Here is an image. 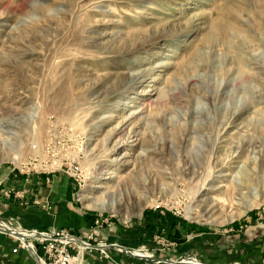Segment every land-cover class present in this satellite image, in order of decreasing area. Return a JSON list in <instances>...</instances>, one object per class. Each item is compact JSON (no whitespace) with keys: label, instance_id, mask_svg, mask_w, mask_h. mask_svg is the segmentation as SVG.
I'll list each match as a JSON object with an SVG mask.
<instances>
[{"label":"rangeland","instance_id":"1","mask_svg":"<svg viewBox=\"0 0 264 264\" xmlns=\"http://www.w3.org/2000/svg\"><path fill=\"white\" fill-rule=\"evenodd\" d=\"M0 169L70 178L99 227H264V204L222 223L264 192V0H0Z\"/></svg>","mask_w":264,"mask_h":264},{"label":"crops","instance_id":"2","mask_svg":"<svg viewBox=\"0 0 264 264\" xmlns=\"http://www.w3.org/2000/svg\"><path fill=\"white\" fill-rule=\"evenodd\" d=\"M9 188L23 196L27 205L19 198L5 197L3 193ZM74 190L72 180L59 173L25 179L0 169V221L37 232L65 229L82 240L92 234L95 248L84 254V264H142L133 255L116 251L111 247L114 245L128 251L146 250L169 262L191 254L201 264H264V227H247L240 236L229 228L183 239L184 227L177 219L143 214L127 226L113 223L98 228L93 225L92 214L74 207ZM32 200L47 202L49 211L31 205ZM16 244V236L0 231V264H36L27 251L13 252ZM99 247L104 248L107 258L101 257Z\"/></svg>","mask_w":264,"mask_h":264},{"label":"built area","instance_id":"3","mask_svg":"<svg viewBox=\"0 0 264 264\" xmlns=\"http://www.w3.org/2000/svg\"><path fill=\"white\" fill-rule=\"evenodd\" d=\"M77 168L69 169L68 174L73 177L76 176ZM80 173V171H79ZM100 215L94 221V226L99 227L103 220H100ZM4 230V231H3ZM16 236V248L27 251L33 256L36 264H84V254L87 251L94 249L91 241L93 235L90 234L86 239L82 240L75 237L70 231L65 229L53 230L51 232H37L33 230H25L19 227H12L10 222L0 221V231ZM35 240L36 244L33 243ZM118 252H125L134 257L139 258L142 264H159L161 261L155 260L150 254L145 252H130L114 245L111 246ZM101 257L107 258L103 247H99ZM163 263V261H162ZM177 264H200L194 261H179Z\"/></svg>","mask_w":264,"mask_h":264},{"label":"bare ground","instance_id":"4","mask_svg":"<svg viewBox=\"0 0 264 264\" xmlns=\"http://www.w3.org/2000/svg\"><path fill=\"white\" fill-rule=\"evenodd\" d=\"M219 28V27H217ZM216 29V28H215ZM220 31H225V28L223 29V27L221 26L220 27ZM226 32V31H225ZM225 34V33H224ZM223 34V35H224ZM159 38L161 37H155V38H152L154 39V41H157ZM152 39H149V40H152ZM133 38H129V40H127L124 44V48L126 46L127 51H133L134 54L136 53L137 51V48L138 47H142V45H144L145 43H148L150 41H142V38L141 40H139V44L137 45L136 44V41H132ZM132 42H135V43H132ZM144 43V44H143ZM138 46V47H137ZM133 55V54H132ZM140 79V76L136 77L134 75V77L132 78L131 82L133 83H136V81H138ZM232 161V159L230 157H227L224 162L221 164V167L223 166H226L227 164H230V162ZM243 174L241 172H236L235 174V178H234V187L231 189V192H234L236 193L235 191H238V188L240 189V194L238 195L239 197H243L244 194L241 192V190H247L249 191L251 189V186H250V183H249V180H245L242 178ZM233 180V179H232ZM239 184L243 185V186H240ZM240 186V187H239ZM226 194V193H225ZM251 195V198L248 199V201H246L245 203H242V205L240 207H238L239 209H235L233 213H231L232 215L228 218V220H224L222 221V223L224 222H230L236 218H239L241 217L243 214H245L247 211H249L250 209H252L253 207L255 206H259V205H262L264 204V192L257 195L254 191L252 193H250ZM231 200V199H230ZM229 200V201H230ZM111 205V208L113 207V204H110ZM108 205L105 203V201H102V202H99V203H91V205H86L84 208L85 209H90V210H96V211H99V212H102L105 210V208L107 207ZM114 206H116V204L114 203Z\"/></svg>","mask_w":264,"mask_h":264},{"label":"water","instance_id":"5","mask_svg":"<svg viewBox=\"0 0 264 264\" xmlns=\"http://www.w3.org/2000/svg\"><path fill=\"white\" fill-rule=\"evenodd\" d=\"M4 231V230H3ZM6 233H8V231L5 230ZM15 236H18V234H14Z\"/></svg>","mask_w":264,"mask_h":264}]
</instances>
